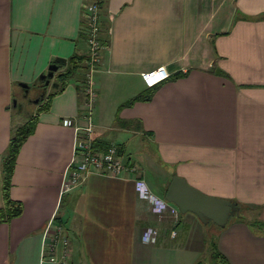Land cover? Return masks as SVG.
<instances>
[{
    "label": "crops",
    "instance_id": "obj_1",
    "mask_svg": "<svg viewBox=\"0 0 264 264\" xmlns=\"http://www.w3.org/2000/svg\"><path fill=\"white\" fill-rule=\"evenodd\" d=\"M92 1L0 0V207L2 159L38 107L40 92L21 83L32 85L59 57L66 66L76 53L89 55L81 33L84 4ZM100 17L99 37L109 44L92 74L93 105L79 86L81 69L38 114L17 155L10 195L24 210L0 223V264L202 261L199 217L170 202L178 216L159 218L139 180L166 200L179 175L206 194L256 205L246 216L264 220V0H104ZM160 66L169 78L148 88L141 73ZM90 122L94 149L116 146L135 170L92 172L64 192L77 129ZM52 220L67 238L56 261L44 257ZM215 227L213 242L231 264H264V234L236 217ZM149 228L159 232L153 243L143 241Z\"/></svg>",
    "mask_w": 264,
    "mask_h": 264
},
{
    "label": "built area",
    "instance_id": "obj_2",
    "mask_svg": "<svg viewBox=\"0 0 264 264\" xmlns=\"http://www.w3.org/2000/svg\"><path fill=\"white\" fill-rule=\"evenodd\" d=\"M104 0H93L84 4V18L88 25V38L89 45V58L87 60L88 71L86 74L85 90L88 93V106L91 108L96 97L93 88L92 74L96 69L97 64L101 60L102 45L99 40L101 31V17L100 8ZM170 76L169 71L165 66H160L156 69L144 71L141 73L142 80L147 87H155L168 79ZM66 125H70V120H65ZM76 144L74 147V157L70 165V169L63 183V191H68L74 186L81 183L90 173H100L111 176H119L125 170H135L134 167H128L120 157L116 146H110L105 152L99 153L94 149L92 133L93 127L90 122L85 128L77 129ZM139 193L142 198L147 199L152 204L153 211L159 218L166 215L168 212H172L175 216H178L179 210L174 207L170 202L164 198L156 195L152 189L144 182V180L137 181ZM63 226L55 223L53 220L46 227L45 237L48 240L46 244V255L44 257L51 261H56V249L58 242L63 237ZM158 230L156 228L146 229L143 233V241L146 243H153L158 237ZM173 236L176 232L173 231ZM65 243L67 238L63 237ZM48 252V253H47ZM70 249L68 246L64 249V258L68 257Z\"/></svg>",
    "mask_w": 264,
    "mask_h": 264
},
{
    "label": "trees",
    "instance_id": "obj_3",
    "mask_svg": "<svg viewBox=\"0 0 264 264\" xmlns=\"http://www.w3.org/2000/svg\"><path fill=\"white\" fill-rule=\"evenodd\" d=\"M84 28L85 30H87V33L82 31L81 36L82 38L87 40L88 38L87 23L84 25ZM99 39L102 46H108L109 44L108 38H106L105 40L99 37ZM88 58L89 55L87 56L76 53L68 59V63L66 66L59 65V68L63 67V69L57 70L55 72L53 76L55 81L53 82L52 90L49 92H48V88L50 84L46 85L45 82L41 81L40 79H37L32 85H29V88L40 92L38 94L39 97L37 98L39 100L37 104L38 107L36 109V113L31 111L27 116L26 122H24L22 125H19L15 129L10 144L8 146V149L6 150V153L4 154V157L2 159L4 205L0 207V223L9 222L11 219L20 216L24 210L23 203L21 201L14 200L10 195V188L12 186V176L14 173L15 163L22 144L34 132L38 122V114L50 108L52 99L66 88L69 81L72 78H74L78 73V71H80L81 69H85V73L83 77L79 78L80 79L79 86L85 89L86 74L88 71V65H87ZM148 88H152V87H148ZM137 99H141V96H137L132 100H130L129 102L132 103ZM37 105L34 106L31 105L30 109L33 107L35 108V106ZM18 106L19 107H17V109L22 108L21 104H19ZM235 202L238 204L240 210L237 213V215L233 217L239 218V220L247 223L255 232L264 234V220L258 217L248 218L245 213L246 210L256 209L259 207L253 204H244L238 201ZM233 217H231V219ZM218 228L221 229V227L219 226ZM211 257L214 264H231L229 260L226 258V256L219 250L216 242L211 243ZM197 264H203V262L199 261Z\"/></svg>",
    "mask_w": 264,
    "mask_h": 264
},
{
    "label": "water",
    "instance_id": "obj_4",
    "mask_svg": "<svg viewBox=\"0 0 264 264\" xmlns=\"http://www.w3.org/2000/svg\"><path fill=\"white\" fill-rule=\"evenodd\" d=\"M64 63H66L65 58H57L55 63L49 66L48 71L40 75L39 79L49 85L59 65ZM211 69L213 70L214 67H211ZM216 72L219 73V69H216ZM21 85L24 87L29 86L25 83H21ZM16 102L17 99H14L15 104ZM165 197L166 200L174 203L180 212H192L202 222L212 221L220 227H225L230 218L239 212V206L235 201L206 194L179 175L173 177Z\"/></svg>",
    "mask_w": 264,
    "mask_h": 264
},
{
    "label": "rangeland",
    "instance_id": "obj_5",
    "mask_svg": "<svg viewBox=\"0 0 264 264\" xmlns=\"http://www.w3.org/2000/svg\"><path fill=\"white\" fill-rule=\"evenodd\" d=\"M182 217H184V214H182ZM184 221V220H183ZM185 223H183V225L181 226L182 228L185 227L184 226ZM215 223L214 222H202L200 223V231L201 234L205 237V244H206V249L203 251L200 260L203 261V264H214L212 261V257H211V243L216 240L217 235H216V227H215ZM186 231L188 232V228L186 229ZM185 234V233H184Z\"/></svg>",
    "mask_w": 264,
    "mask_h": 264
}]
</instances>
